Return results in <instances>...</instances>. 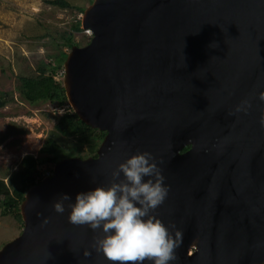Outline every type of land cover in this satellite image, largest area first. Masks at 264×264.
Listing matches in <instances>:
<instances>
[{"label": "water", "instance_id": "95a60500", "mask_svg": "<svg viewBox=\"0 0 264 264\" xmlns=\"http://www.w3.org/2000/svg\"><path fill=\"white\" fill-rule=\"evenodd\" d=\"M81 28L92 36L67 53L61 84L106 134L95 158H65L26 191L0 264H119L93 247L99 230L68 222V201L59 214L52 203L144 151L169 188L154 215L183 232L174 264H264V0H92Z\"/></svg>", "mask_w": 264, "mask_h": 264}, {"label": "rangeland", "instance_id": "374dc122", "mask_svg": "<svg viewBox=\"0 0 264 264\" xmlns=\"http://www.w3.org/2000/svg\"><path fill=\"white\" fill-rule=\"evenodd\" d=\"M50 0H0V91L8 93L6 105L0 109V179L10 186V178L18 170L25 155L37 156L47 137L65 143L53 125L63 110L41 103L35 107L20 100L18 76H33L40 63L56 55L57 42L64 31H71L75 21L82 19L78 9H62ZM74 8L86 9L89 0H65ZM73 33L78 47L85 46L89 36L85 30ZM70 51V50H69ZM67 49L63 52L69 53ZM61 74L56 80L61 82ZM79 155L83 158V152ZM53 167L43 166L41 173ZM22 228L10 216L0 215V249L20 235Z\"/></svg>", "mask_w": 264, "mask_h": 264}, {"label": "clouds", "instance_id": "9594fccd", "mask_svg": "<svg viewBox=\"0 0 264 264\" xmlns=\"http://www.w3.org/2000/svg\"><path fill=\"white\" fill-rule=\"evenodd\" d=\"M260 99L264 100V93ZM250 106L249 101L242 100L234 111L247 113ZM164 179L153 155L137 152L116 166L107 185L78 192L74 202L61 194L52 208L58 214L64 213V202L68 201V222L86 225L94 233L99 230L102 235L93 247L110 262L174 264L183 232L174 225L166 226L154 215L168 195ZM88 255L85 250L84 256Z\"/></svg>", "mask_w": 264, "mask_h": 264}, {"label": "trees", "instance_id": "16d2710c", "mask_svg": "<svg viewBox=\"0 0 264 264\" xmlns=\"http://www.w3.org/2000/svg\"><path fill=\"white\" fill-rule=\"evenodd\" d=\"M47 3L62 9H78L80 14L84 11L74 8L65 0H50ZM80 25V21H75L71 31H64L60 35L56 55L48 56L46 63L41 62L35 75L18 76L16 79L15 89L21 101L31 107L48 103L63 110L53 128L65 140V143H61L55 137H47L36 157L28 154L21 158L18 170L10 178V186L0 179V215L12 217L20 228L23 227V223L19 206L26 191L42 180L43 173L39 169L43 166L53 167L65 158H81L79 155H82L80 154L82 152L84 157L81 159L95 158L106 134L86 126L78 119L67 102L61 82L56 80V76L63 70V62L67 55L63 49L69 51L72 46H78L73 40V33L81 31ZM8 96V93L0 91V109L6 105Z\"/></svg>", "mask_w": 264, "mask_h": 264}, {"label": "built area", "instance_id": "2783aa9c", "mask_svg": "<svg viewBox=\"0 0 264 264\" xmlns=\"http://www.w3.org/2000/svg\"><path fill=\"white\" fill-rule=\"evenodd\" d=\"M85 33L87 36H89V39L91 38V32L89 30H85ZM52 175V170L46 172L45 174L42 175V179L46 178V177H50Z\"/></svg>", "mask_w": 264, "mask_h": 264}, {"label": "flooded vegetation", "instance_id": "af4514ba", "mask_svg": "<svg viewBox=\"0 0 264 264\" xmlns=\"http://www.w3.org/2000/svg\"><path fill=\"white\" fill-rule=\"evenodd\" d=\"M187 150H189V146H186L185 148H183V149L181 150L180 153H184V152H186Z\"/></svg>", "mask_w": 264, "mask_h": 264}]
</instances>
